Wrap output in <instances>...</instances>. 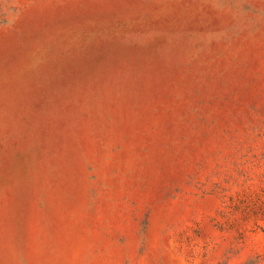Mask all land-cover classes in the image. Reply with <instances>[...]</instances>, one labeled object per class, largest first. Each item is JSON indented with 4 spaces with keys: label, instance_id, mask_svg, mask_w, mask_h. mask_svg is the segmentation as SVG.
Here are the masks:
<instances>
[{
    "label": "rangeland",
    "instance_id": "obj_1",
    "mask_svg": "<svg viewBox=\"0 0 264 264\" xmlns=\"http://www.w3.org/2000/svg\"><path fill=\"white\" fill-rule=\"evenodd\" d=\"M0 264H264V0H0Z\"/></svg>",
    "mask_w": 264,
    "mask_h": 264
}]
</instances>
